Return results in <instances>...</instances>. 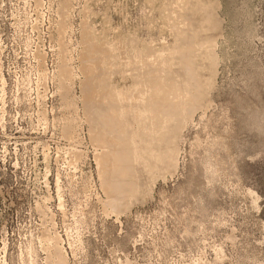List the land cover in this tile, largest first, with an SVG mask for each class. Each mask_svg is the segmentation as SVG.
<instances>
[{
	"label": "rangeland",
	"instance_id": "1",
	"mask_svg": "<svg viewBox=\"0 0 264 264\" xmlns=\"http://www.w3.org/2000/svg\"><path fill=\"white\" fill-rule=\"evenodd\" d=\"M0 264H264V0H0Z\"/></svg>",
	"mask_w": 264,
	"mask_h": 264
},
{
	"label": "bare ground",
	"instance_id": "2",
	"mask_svg": "<svg viewBox=\"0 0 264 264\" xmlns=\"http://www.w3.org/2000/svg\"><path fill=\"white\" fill-rule=\"evenodd\" d=\"M66 17V16H65ZM67 18V17H66ZM65 23H66V20H65ZM66 27V26H65ZM64 27V28H65ZM66 32V31H65ZM64 33V32H63ZM150 63L151 64H156L158 61H157V58L155 57H151L149 59ZM190 62L189 61H185V65L186 66H189ZM90 65V64H88ZM151 67V66H150ZM64 72L65 75H68L70 76L71 74H73V71L69 72V70H62ZM62 75V74H61ZM73 76V75H72ZM156 78V77H154ZM67 79V78H66ZM68 80V79H67ZM159 82L161 83L162 81L159 80ZM164 82V81H163ZM153 86V85H152ZM163 85L159 84L157 85L156 87H154L153 89H151L148 94L146 95L144 92H140L137 96V99L136 102H143L144 99L148 96H157V95H160V94H164V88L162 87ZM150 87V86H149ZM143 91V90H141ZM145 91V90H144ZM137 110H139L138 112L142 113L145 115V118H146V121L144 122V127L149 129L150 132H152L154 135H156V137L158 139H162L163 137H165V140H166V146L168 147V144L171 142H174V139L171 141V139H169L168 135L166 134V132L164 131V129L166 127H168L171 123V119H172V114H169V112L166 113V115L164 116H160V117H156V112L155 110L151 109L152 107H149V105L147 104H139L137 106H135ZM97 113V112H96ZM138 114V113H137ZM110 116V115H109ZM117 149V148H116ZM123 149V148H122ZM103 150V149H102ZM104 151V150H103ZM102 151V152H103ZM111 151V150H110ZM101 152V153H102ZM122 153V152H121ZM165 153V156L167 157V150L165 149L164 151ZM120 155V154H119ZM116 151H111L110 152V156H112V161L113 163L115 164V166H118L120 163L123 164L124 168L120 171V176H118V181L117 183L115 184L116 186V192L118 195H123L124 193L126 192H129L131 189L133 188H130L129 191H127L126 188H124V185L127 184L129 187H132L134 185V181H133V172H132V163H133V160L130 156H128V153L127 154H123L121 156H119ZM110 158V157H109ZM104 162V161H103ZM99 164V163H98ZM125 164V165H124ZM112 165V164H111ZM114 166V168H115ZM113 168V169H114ZM107 173V172H106ZM108 174V173H107ZM103 175V174H102ZM104 177V176H103ZM116 177V176H114ZM106 178V177H105ZM107 179H109L107 177ZM112 179V178H111ZM110 179V180H111ZM114 180V179H113ZM115 181V180H114ZM116 182V181H115ZM104 183V182H103ZM106 183V182H105ZM113 183V182H112ZM110 184V183H109ZM106 185V184H105ZM112 185V184H111ZM105 187V186H104ZM114 188V187H113ZM115 192V191H114ZM115 198V197H114ZM113 199V198H112ZM115 201H117V199H115ZM115 204H117L115 202ZM57 253V252H56ZM57 256L59 258L58 259V263H60L62 261L61 259V256L58 255L57 253Z\"/></svg>",
	"mask_w": 264,
	"mask_h": 264
}]
</instances>
